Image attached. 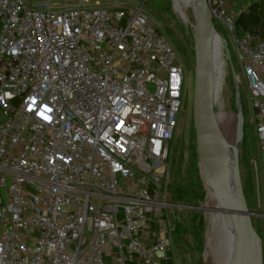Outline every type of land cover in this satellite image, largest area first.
I'll use <instances>...</instances> for the list:
<instances>
[{
	"label": "built area",
	"instance_id": "obj_1",
	"mask_svg": "<svg viewBox=\"0 0 264 264\" xmlns=\"http://www.w3.org/2000/svg\"><path fill=\"white\" fill-rule=\"evenodd\" d=\"M208 1L243 69L264 184V34L236 23L257 0ZM186 80L143 2L0 0V264H178L177 212L192 205L169 184Z\"/></svg>",
	"mask_w": 264,
	"mask_h": 264
},
{
	"label": "rangeland",
	"instance_id": "obj_2",
	"mask_svg": "<svg viewBox=\"0 0 264 264\" xmlns=\"http://www.w3.org/2000/svg\"><path fill=\"white\" fill-rule=\"evenodd\" d=\"M80 0H25L26 5L35 6L45 4L54 8H61L77 4ZM91 3L110 5L115 0H89ZM120 3L134 4L145 3L149 17L155 20L160 31L168 37L173 47L179 52L186 69V84L188 86L186 104L180 115V123L175 134V147L173 148L172 176L170 181L169 195L174 202L194 203L189 208L177 212L176 226L180 220L195 216L196 219H203L205 232L202 245L192 235H185V243L175 238L174 253L178 264H221L229 255L226 246L221 245L222 235L218 226L214 223V212L211 208L217 205L214 194L205 184L202 169L199 165L196 152V138L193 126V79H194V35L192 24L194 19V4L191 0H118ZM237 4L248 5L237 0ZM179 8L180 11L177 9ZM236 7L235 10H237ZM184 15V17L181 16ZM181 16V17H180ZM182 18V19H181ZM183 19H186L187 22ZM220 35L227 39L229 50L232 52L233 65L240 77V99L244 118L242 125V137L239 139L238 128L240 118L236 110L237 85L234 83L233 74L227 68L226 79V116H224L223 131L226 141L235 146L238 151V164L241 170L242 180L246 177L249 180V187L245 195L248 207L256 212L252 218L255 230L261 239V264H264V218L261 216L264 211V184H262V167L260 164V152L258 151L257 134L255 124L250 117V102L248 101V86L245 82L243 69L236 56L230 35L224 30L217 28ZM219 46V53L216 55L215 71L222 74L224 68L223 54ZM218 83V82H217ZM247 137V138H246ZM196 156V159L194 158ZM243 183V182H242ZM202 197L200 195L202 194ZM177 192L183 197L175 199ZM245 192V191H244ZM211 199H214L213 206ZM183 204V203H182ZM187 205V204H186ZM190 205V204H189ZM206 206V207H205Z\"/></svg>",
	"mask_w": 264,
	"mask_h": 264
},
{
	"label": "water",
	"instance_id": "obj_3",
	"mask_svg": "<svg viewBox=\"0 0 264 264\" xmlns=\"http://www.w3.org/2000/svg\"><path fill=\"white\" fill-rule=\"evenodd\" d=\"M195 2L196 8L193 10L195 23L192 24L195 52L192 102L199 165L205 184L220 203L221 211L223 210L225 216L234 222L238 251L235 264H261V239L255 230L252 218L257 211H251L248 207L238 164V151L222 136L212 102L210 52L212 37L219 35L222 38L223 50L227 55H230V51L223 35L215 30L209 1L195 0ZM229 65L235 76L236 68L232 59L229 60ZM238 98L239 92L236 94V100ZM238 118H240L238 134L241 139L244 121L242 112L238 113ZM223 143L237 151L233 187L230 185L229 172L225 164Z\"/></svg>",
	"mask_w": 264,
	"mask_h": 264
},
{
	"label": "trees",
	"instance_id": "obj_4",
	"mask_svg": "<svg viewBox=\"0 0 264 264\" xmlns=\"http://www.w3.org/2000/svg\"><path fill=\"white\" fill-rule=\"evenodd\" d=\"M236 17H237L236 19L237 26L243 29L245 32H248L250 34L251 33L264 34V0H257V1L251 2L250 5L247 7V10L239 13ZM222 125H221V131H222V135H224ZM194 158L196 159L195 155H194ZM242 182H243L242 184H244V191L246 195L248 187H249V180L246 177H244ZM202 195H203V191L200 197H202ZM179 198H184V197L180 192H177L175 195V199L178 200ZM211 202H212L211 206H213L215 204L214 199H211ZM177 203H183L187 205L194 204L192 202L190 203L189 201L187 202L186 200L184 202L178 201ZM204 232H205L204 220L201 218L196 219L195 216H192V218L180 220L177 223L174 236L175 238H178V240L180 239L181 242L185 243V235L190 234L194 236L197 241H199L200 245H202V241L204 238L203 236Z\"/></svg>",
	"mask_w": 264,
	"mask_h": 264
},
{
	"label": "bare ground",
	"instance_id": "obj_5",
	"mask_svg": "<svg viewBox=\"0 0 264 264\" xmlns=\"http://www.w3.org/2000/svg\"><path fill=\"white\" fill-rule=\"evenodd\" d=\"M191 1L194 4V8H196L195 0H191ZM177 9L180 11L179 8H177ZM181 16L184 17V15H182V14H181ZM184 20L187 22L186 19H184ZM220 45L222 48V38L219 35L213 36L212 41H211V51H210L211 52V68H212L211 75H212V79H214V80L217 76V82L219 81V78L222 75V74H220L219 78H218V75L216 74V72H214L215 71L214 67H215L216 55H218V53H219L218 50H219ZM222 136L224 137V135H222ZM223 151H224L225 164H226V167L228 168V172H229L230 185H232V187H233L234 186L233 185L234 184V177H235V168L234 167H235V162H236V157H237V151L235 152L231 147H229L228 145H226L224 143H223ZM215 200L217 202V205L214 208H211L214 212V219H215L214 223H215V225L218 226V231L223 237L221 245L226 246V248L229 252L227 259L225 261L221 262V264H235L238 251H237L236 235H234V222H233V220H231L225 216V212L223 210L221 211L220 203L217 201L216 197H215Z\"/></svg>",
	"mask_w": 264,
	"mask_h": 264
},
{
	"label": "snow or ice",
	"instance_id": "obj_6",
	"mask_svg": "<svg viewBox=\"0 0 264 264\" xmlns=\"http://www.w3.org/2000/svg\"><path fill=\"white\" fill-rule=\"evenodd\" d=\"M45 119H47V117H45Z\"/></svg>",
	"mask_w": 264,
	"mask_h": 264
},
{
	"label": "crops",
	"instance_id": "obj_7",
	"mask_svg": "<svg viewBox=\"0 0 264 264\" xmlns=\"http://www.w3.org/2000/svg\"><path fill=\"white\" fill-rule=\"evenodd\" d=\"M235 9H236V7H235ZM264 212V211H263Z\"/></svg>",
	"mask_w": 264,
	"mask_h": 264
}]
</instances>
